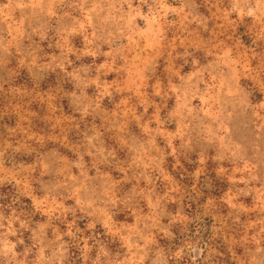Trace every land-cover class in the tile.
<instances>
[{"label":"rangeland","instance_id":"obj_1","mask_svg":"<svg viewBox=\"0 0 264 264\" xmlns=\"http://www.w3.org/2000/svg\"><path fill=\"white\" fill-rule=\"evenodd\" d=\"M0 264H264V0H0Z\"/></svg>","mask_w":264,"mask_h":264},{"label":"trees","instance_id":"obj_2","mask_svg":"<svg viewBox=\"0 0 264 264\" xmlns=\"http://www.w3.org/2000/svg\"><path fill=\"white\" fill-rule=\"evenodd\" d=\"M1 196V203L7 208H10L12 206V202H19V200L31 203V200L29 198L19 196L18 191L12 184L2 186Z\"/></svg>","mask_w":264,"mask_h":264}]
</instances>
